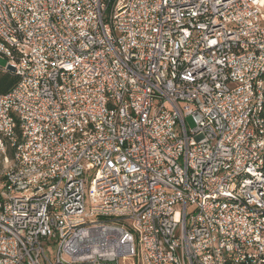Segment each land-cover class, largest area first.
<instances>
[{"label":"built area","instance_id":"1","mask_svg":"<svg viewBox=\"0 0 264 264\" xmlns=\"http://www.w3.org/2000/svg\"><path fill=\"white\" fill-rule=\"evenodd\" d=\"M0 57V264H264V0H0Z\"/></svg>","mask_w":264,"mask_h":264},{"label":"trees","instance_id":"2","mask_svg":"<svg viewBox=\"0 0 264 264\" xmlns=\"http://www.w3.org/2000/svg\"><path fill=\"white\" fill-rule=\"evenodd\" d=\"M17 84V78L10 73L0 72V95L7 94Z\"/></svg>","mask_w":264,"mask_h":264},{"label":"rangeland","instance_id":"3","mask_svg":"<svg viewBox=\"0 0 264 264\" xmlns=\"http://www.w3.org/2000/svg\"><path fill=\"white\" fill-rule=\"evenodd\" d=\"M5 66H6V61L2 57H0V67H5ZM185 124L188 128L194 127L193 120L191 117L185 118ZM5 167H6V163L4 162L3 158L0 157V178L5 171ZM54 250L55 249L53 247H51L49 249V253H47V256L50 257L51 259L54 256Z\"/></svg>","mask_w":264,"mask_h":264},{"label":"water","instance_id":"4","mask_svg":"<svg viewBox=\"0 0 264 264\" xmlns=\"http://www.w3.org/2000/svg\"><path fill=\"white\" fill-rule=\"evenodd\" d=\"M9 70H12L11 68H9Z\"/></svg>","mask_w":264,"mask_h":264}]
</instances>
